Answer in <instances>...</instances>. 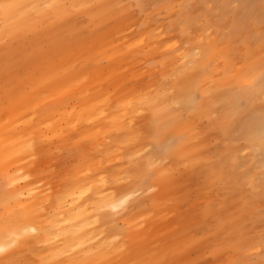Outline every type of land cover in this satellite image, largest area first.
<instances>
[{"label": "rangeland", "instance_id": "rangeland-1", "mask_svg": "<svg viewBox=\"0 0 264 264\" xmlns=\"http://www.w3.org/2000/svg\"><path fill=\"white\" fill-rule=\"evenodd\" d=\"M79 1L9 0L3 7L8 18L12 5L36 4L26 24L0 43L16 71L18 94L35 96L41 109L54 111L60 129L62 114L93 100V111L102 117L133 121L139 139L120 145L126 140L121 136L114 144L106 133L76 149L44 129L40 148L19 154L9 166L21 167L19 174L30 177L39 197L87 162L104 168L99 176L116 182L110 187L120 197L131 192L123 204L96 212L121 244L116 264H264V143L253 139L264 121V0ZM98 13L105 24L92 21ZM41 34L47 37L37 40ZM148 38L150 47L142 43ZM204 52L209 62L201 83L197 77L190 83L194 99L200 101L204 91L207 100L183 115L170 105L178 87L173 69L184 61L179 53L197 61ZM148 98L159 101L163 121L182 128L184 145L198 149L192 160L159 174L150 165L151 149L143 147L152 110ZM132 105L140 113L135 118L127 115ZM180 142L175 137L170 147ZM112 144L108 165L100 152ZM118 173L124 179H116ZM155 176L160 183L150 188ZM28 256L20 264L29 258L32 264Z\"/></svg>", "mask_w": 264, "mask_h": 264}, {"label": "bare ground", "instance_id": "bare-ground-1", "mask_svg": "<svg viewBox=\"0 0 264 264\" xmlns=\"http://www.w3.org/2000/svg\"><path fill=\"white\" fill-rule=\"evenodd\" d=\"M71 1H73L72 5L80 2L79 0ZM8 3L9 0H0V43L1 40H5L7 33L15 32L18 26L26 24L27 13H32L31 5H36L31 3L22 9L12 5L10 9L13 13L11 12L7 18V15L3 14V7ZM100 11L108 16L104 9ZM100 14L99 17L91 19L105 24L107 18L100 17ZM53 36L56 42V35ZM46 37V34H41L37 40ZM142 43L150 47L153 41L148 38ZM188 54L179 53L178 57H182L184 61L173 69L178 87L172 95L173 102L170 103L174 110L183 112L181 113L183 115L187 114L186 111L202 109V105L207 100L204 91H201L200 101L194 99L195 86L190 81L197 77L201 83L202 69L205 63L209 62L208 54L200 53L201 55L196 56L197 61L188 58ZM34 57L41 58L37 54ZM15 73L16 71L8 62L7 49L2 44L0 46V264H20L21 261H25L24 257L27 259L28 255L34 258L32 264H105V262L116 264L121 244L116 242L115 235L106 230L107 226L98 222L96 212L123 204L131 197V192L120 197L121 192L116 193L110 187L116 182H103L102 177L99 176V171L104 168L94 162H87L77 175L67 180L64 185L39 197L35 194L36 188L30 177L19 174L21 167L20 169L11 168L9 164L16 160L19 154L27 155L37 146L40 148V144H43L44 139L47 138L44 135V129L50 131L51 139L52 137L69 139V144L76 149L85 148V142L91 143L96 136L106 137V133H112L114 144L116 140L119 141L121 136H124L123 139L126 140L121 141L120 145H125L137 142L139 139L132 128L133 121L110 115L102 117L99 112L93 111L91 104L93 100H88L78 109L66 111L60 116L61 121L65 122V127L60 129L61 122L54 111L41 109L35 96L33 99L20 97L15 86ZM75 83L72 82L71 85ZM255 88L258 87L255 86ZM224 94H226L225 91ZM222 95L221 92L219 96ZM233 95L235 99L238 98L237 93L233 92ZM147 102L151 103L152 110L147 121L143 147L150 148L152 151L150 165L153 169L159 174L161 171L174 169L183 159L192 160L189 155L195 154L198 149L184 145L181 139L182 128L174 125L172 120H162V114L159 111L160 103L156 98H148ZM127 108L129 118H135L140 114L134 105ZM121 120H123L122 123ZM258 130L260 131L253 136V139L258 145H263L264 121ZM175 137L181 141L175 146L180 148L178 150L170 147V141ZM114 144L100 152L108 165L105 157L115 153ZM141 152L142 150H138L134 153L139 155L135 159L136 162L142 155ZM164 160L168 161L172 167L164 165ZM142 172L147 173L145 169H142ZM118 178L124 179L119 173L116 175V179ZM156 179L157 176L150 179L153 181L150 188L160 183ZM152 202L157 204L159 201L155 198ZM39 246L41 250H35L36 247L40 248ZM28 260L25 264H31Z\"/></svg>", "mask_w": 264, "mask_h": 264}]
</instances>
